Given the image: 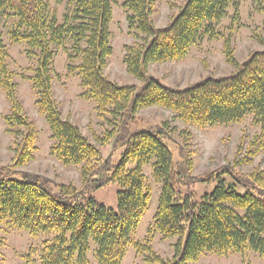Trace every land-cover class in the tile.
Wrapping results in <instances>:
<instances>
[{"label":"trees","instance_id":"trees-1","mask_svg":"<svg viewBox=\"0 0 264 264\" xmlns=\"http://www.w3.org/2000/svg\"><path fill=\"white\" fill-rule=\"evenodd\" d=\"M119 1L127 12L129 29L149 38L143 45L125 47L123 63L129 75L141 80L138 90L135 86L117 85L104 75L112 54V5ZM55 2L64 4L61 18L50 9L48 0H0V14L14 17V28L8 33L10 42L23 43L27 55L36 58V68L27 80L35 93L37 111L50 131V153L65 166H80L83 186L117 183V211L97 204L71 185H50L40 176L0 168V224L9 222L32 236L56 234L52 241L44 243L39 264H90L91 245L95 264H120L130 236L151 202L143 174V168L150 166L160 192L145 243L133 244L137 254H150L149 264H191L206 253L224 255L246 249L264 256V171L241 177L228 168L206 173L202 182L216 181V185L196 200L194 192L187 188L182 191V186L190 182L187 172L191 164L184 161L187 165L175 168L165 142H172L168 123L130 129L136 113L154 106L172 111L181 123L195 127L236 124L251 116L260 133L246 147L244 142L239 144L236 155L245 150V156L236 163L248 162L247 157L263 148L264 48L237 63L227 38L224 54L234 71L228 76L207 77L182 89L163 85L146 73L149 65L182 60L203 37L212 38L213 24L226 16L233 0H185L163 29H155L151 20L154 0ZM259 11L264 32V7ZM67 43L71 50L68 59L79 60L77 66L70 65L68 69L78 76L84 89L82 97L93 100L98 112L109 110L119 119L116 130L99 141L105 145L113 139L115 146L123 148L120 160L112 167L100 165L99 148L63 118L53 97V47L62 48ZM0 93L9 104L5 123L20 138V150L12 166L26 165L32 159L35 126L19 100L1 37ZM107 172L111 174L104 179ZM154 233L163 239L179 238L171 260L154 254L150 247Z\"/></svg>","mask_w":264,"mask_h":264},{"label":"rangeland","instance_id":"rangeland-1","mask_svg":"<svg viewBox=\"0 0 264 264\" xmlns=\"http://www.w3.org/2000/svg\"><path fill=\"white\" fill-rule=\"evenodd\" d=\"M49 7L59 18L64 14V4L57 5L55 0H48ZM264 2V0H261ZM185 0H154L151 20L155 29L165 28ZM122 1L112 5L110 22V45L112 54L108 58L104 75L117 85L135 86L137 90L142 86L138 80L126 71L123 63L125 47L143 45L148 37L129 29L127 12L122 7ZM261 2L253 0H233L226 16L213 24L215 35L203 37L191 47L186 57L175 62L149 65L146 68L148 76L159 80L160 83L172 88H185L207 77L228 76L234 67L228 63L224 54V41L229 39L237 63L244 62L253 52L264 48V32L262 31L263 15L259 9ZM235 13L237 17L235 18ZM14 17L0 14V37L6 47L9 70L14 74L19 100L25 115L35 126V142L32 159L23 166L13 167L19 153L20 138L14 136V129L9 130L5 117L9 114V104L3 93H0V168L12 170V173L26 172L47 179L50 185H71L84 196H90L97 204L112 211H117V192L120 186L114 182L96 187L92 183L83 186L80 166H65L51 153L53 141L45 119L38 113L35 106V93L27 80L36 68V58L27 55V47L23 43L13 44L8 33L14 28ZM263 41V44L260 43ZM52 63L53 97L57 102L63 118L75 124L87 139L99 148L101 152L100 165L114 166L120 160L123 148L115 146L110 139L105 145H100L107 133L116 130L119 119L109 110L98 112L97 104L93 100L82 97L84 89L76 73L69 72L68 67L79 64L78 59H68L70 44L64 47H53ZM109 109V108H108ZM135 124L131 130L155 128L167 122L172 142L166 140L173 157L175 168L183 167L186 162L191 164V171L187 172L190 180L182 191H192L199 200L201 195L209 194L216 181L202 182L206 173L228 168L237 177L264 171V146L253 157H247L248 162L239 161L245 156V150L238 156L237 147L244 142V147L260 133L259 128L252 124V117L247 116L241 122L230 125H214L195 127L181 123L175 118V113L161 107H149L134 115ZM115 137V136H114ZM244 139V140H243ZM246 149V148H245ZM255 150V149H254ZM185 156L184 158H181ZM186 158V160H184ZM15 171V172H14ZM111 172L103 175L106 179ZM143 174L151 192V202L147 212L142 216L135 232L130 236L131 242L125 249L120 264H149L150 254H137L133 244H144L147 232L152 225L155 214L160 185L152 176L150 166L143 168ZM19 177V176H16ZM99 177V176H98ZM94 177V179H98ZM92 181V180H91ZM90 181V182H91ZM55 233H39L35 236L27 231L14 228L9 222L0 224V264H39V258L45 242L52 241ZM179 238L163 239L154 233L150 247L154 254L163 260H171L175 253V246ZM94 246L88 253L90 264H95ZM191 264H264V256L246 249L242 253L228 252L224 255L206 253Z\"/></svg>","mask_w":264,"mask_h":264}]
</instances>
